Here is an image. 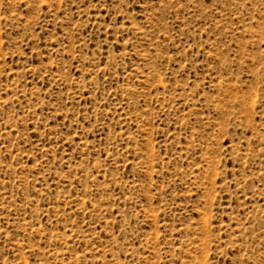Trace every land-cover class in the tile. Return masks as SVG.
Instances as JSON below:
<instances>
[{
	"label": "rangeland",
	"instance_id": "rangeland-1",
	"mask_svg": "<svg viewBox=\"0 0 264 264\" xmlns=\"http://www.w3.org/2000/svg\"><path fill=\"white\" fill-rule=\"evenodd\" d=\"M0 264H264V0H0Z\"/></svg>",
	"mask_w": 264,
	"mask_h": 264
}]
</instances>
